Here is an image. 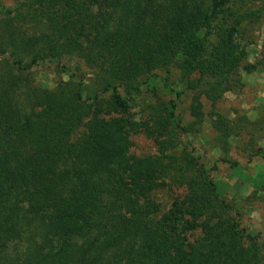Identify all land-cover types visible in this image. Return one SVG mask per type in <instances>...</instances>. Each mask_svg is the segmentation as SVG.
<instances>
[{
    "label": "trees",
    "instance_id": "trees-1",
    "mask_svg": "<svg viewBox=\"0 0 264 264\" xmlns=\"http://www.w3.org/2000/svg\"><path fill=\"white\" fill-rule=\"evenodd\" d=\"M263 5L0 3V264H264L263 244L220 193L217 166L207 168L190 140L210 123L226 163L246 125L247 147L264 142V117L232 120L218 108L258 70L252 39H237L262 21ZM46 65L68 79L39 84L34 72ZM157 85L174 98L137 121L133 107L145 90L158 96ZM139 134L155 140L157 156L132 153ZM174 188L184 194L163 211L154 194Z\"/></svg>",
    "mask_w": 264,
    "mask_h": 264
},
{
    "label": "rangeland",
    "instance_id": "rangeland-1",
    "mask_svg": "<svg viewBox=\"0 0 264 264\" xmlns=\"http://www.w3.org/2000/svg\"><path fill=\"white\" fill-rule=\"evenodd\" d=\"M6 6L16 4V0H0ZM260 3L257 7H260ZM264 6V5H263ZM252 39V45L248 46L250 63L256 64L258 70L253 73H243L244 87L236 89L224 95L223 100L218 104V108L232 120L244 113L250 121H258L264 117V15L262 21L256 25L254 31H250L248 36H239L237 41L242 45H247L248 39ZM86 73L91 77V70L86 69ZM35 80L44 86L53 88L56 82L63 78L68 79V74L62 73L53 65L42 66L34 72ZM156 92L145 90L132 109V114L137 121H144L150 113L151 106L157 105L158 99L168 103L174 95L168 91H162L161 86ZM180 88V87H176ZM205 112L210 110V104L204 100ZM178 114L184 119V124L193 122L194 117L190 112V100L184 98L179 103ZM247 125L239 133L231 138L232 150L226 155L230 162L221 161L225 154L219 149L217 134L210 123H204L199 133H192L190 140L197 149V154L207 168L217 169L212 171L213 178L217 183L221 195L235 209L234 213L241 216L243 226L248 229L249 235L258 238L264 246V157L262 154L255 155L260 149L264 151V142L257 141V145L247 147V132L253 134L252 129ZM242 138L239 141L238 138ZM264 139V131L257 136ZM134 145L132 153L139 157L157 156L158 146L155 140L145 134L134 135L132 138ZM237 162L236 166L232 163ZM184 194L183 189L173 190L162 189L154 194V200L161 206L163 211H167L174 198ZM246 248L250 245L249 239L245 241Z\"/></svg>",
    "mask_w": 264,
    "mask_h": 264
}]
</instances>
